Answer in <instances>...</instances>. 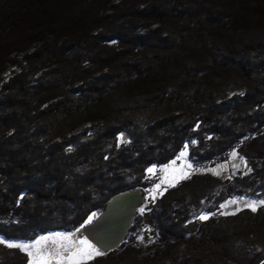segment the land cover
<instances>
[{"label":"trees","instance_id":"trees-1","mask_svg":"<svg viewBox=\"0 0 264 264\" xmlns=\"http://www.w3.org/2000/svg\"><path fill=\"white\" fill-rule=\"evenodd\" d=\"M186 144L251 171L167 187L83 264H264V205L222 207L264 200V0H0V238L80 230Z\"/></svg>","mask_w":264,"mask_h":264},{"label":"rangeland","instance_id":"rangeland-1","mask_svg":"<svg viewBox=\"0 0 264 264\" xmlns=\"http://www.w3.org/2000/svg\"><path fill=\"white\" fill-rule=\"evenodd\" d=\"M15 67H9V69L5 72L2 73V75L4 76V80H7L11 74L13 73L12 70H18V69H13ZM89 124V123H88ZM86 124V125H88ZM188 145L186 144V146H184L182 148V151L179 153V155L176 157V159L172 160L170 163H168V165L166 166H160V167H156L154 166L153 168V172H149L150 176H152L153 178H157V183L150 188V190H144L145 192V203L142 207H146L148 202L150 200L155 199L156 197L160 196L161 194H163L165 192V189L169 186H173V185H177L182 179L189 177V175L191 176L192 174H195L197 172H212L214 174H216L217 177L219 178H227V177H233L237 174H245L247 175L250 171L249 169L250 166L246 164V160L245 158L239 154L237 151H231L230 155H229V159L227 161L222 162V164L218 165V164H204V163H199V162H194L191 157L189 156V149L187 147ZM184 152L186 153L183 157H181V153ZM236 152L237 156L234 158L232 156V153ZM189 165H191V167H189ZM223 166V167H221ZM150 169V168H149ZM163 181V182H162ZM157 184H160V188L156 189L155 186ZM155 189V191H153ZM251 200H255V201H261V200H257L256 198L253 197H239L237 199H235L236 203L233 204L231 203V201H227L225 202L223 205H226V207H224L225 210H229L231 213H233L234 211L240 209V208H248L246 206V202L247 201H251ZM263 200V199H262ZM98 214H95L94 217H96ZM94 217L92 220H94ZM71 236L73 238L74 241H78L80 239L85 238V235H82L80 230H76L70 233H66V232H57V233H52V232H48L46 234L43 235H39L36 237V240L33 241H29V242H25L22 240H16V241H11V240H5V242L8 243H17V244H35L36 241L41 240L42 237H58V236ZM3 239V238H2ZM91 242V241H90ZM63 243H67L65 241H59L57 240L55 242V244L53 243V240L49 239L46 242L42 241V243L40 245H37V248H46L48 250V253L51 254L54 250H59V245L63 244ZM92 243V242H91ZM98 248V247H97ZM36 248H33V256H30V261L28 262V264H34V260L36 259L35 257V252H36ZM101 251V250H100ZM25 253H27L26 251H24ZM28 254V253H27ZM66 255V254H65ZM96 257V255H94L91 259H94ZM89 260V259H87ZM86 261V260H84ZM50 264H60V261L58 258L56 257H52L50 260ZM62 264H69L68 260H63Z\"/></svg>","mask_w":264,"mask_h":264},{"label":"water","instance_id":"water-1","mask_svg":"<svg viewBox=\"0 0 264 264\" xmlns=\"http://www.w3.org/2000/svg\"><path fill=\"white\" fill-rule=\"evenodd\" d=\"M145 192L140 188L120 191L107 199L91 223L84 224L80 232L101 252H110L127 238L136 213L144 205Z\"/></svg>","mask_w":264,"mask_h":264},{"label":"snow or ice","instance_id":"snow-or-ice-1","mask_svg":"<svg viewBox=\"0 0 264 264\" xmlns=\"http://www.w3.org/2000/svg\"><path fill=\"white\" fill-rule=\"evenodd\" d=\"M186 153L182 152L180 155L183 157ZM232 156L235 158L237 156L236 152L232 153ZM191 167V165H189ZM223 167V166H221ZM149 172H153V169H148ZM251 171V169H249ZM218 174V173H216ZM163 182V181H162ZM174 186V185H173ZM156 189L160 188V184L155 186ZM155 191V189L153 190ZM231 203L235 204L236 201L233 200ZM260 205H264V200L261 201H247L246 206L249 207L252 211H256L257 207ZM222 207H226V205H222ZM140 213L143 214L146 211V207H141L139 209ZM88 217V223L92 222L94 217ZM199 219L205 220L207 216H200ZM53 240V243L57 240L65 241L67 243H63L59 245V250H54L51 254L48 253L46 248H37V245H40L42 241L46 242L47 240ZM0 243H5V240L0 238ZM7 246L9 248H18L22 251H26L29 256H33V248H36L34 264H50L51 258L54 256L59 259L60 264H62L63 260H68L69 264H83L84 260L91 259L94 255H103L99 248H97L93 243H91L86 237L80 239L78 241H74L71 236H58V237H42L41 240L35 242V244H17V243H8ZM66 254V255H65Z\"/></svg>","mask_w":264,"mask_h":264}]
</instances>
